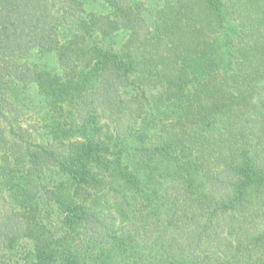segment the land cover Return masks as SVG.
<instances>
[{
  "label": "trees",
  "instance_id": "1",
  "mask_svg": "<svg viewBox=\"0 0 264 264\" xmlns=\"http://www.w3.org/2000/svg\"><path fill=\"white\" fill-rule=\"evenodd\" d=\"M0 264H264V0H0Z\"/></svg>",
  "mask_w": 264,
  "mask_h": 264
}]
</instances>
